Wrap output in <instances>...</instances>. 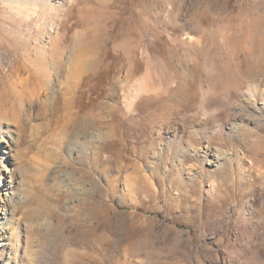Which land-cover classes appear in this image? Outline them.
<instances>
[{"label": "rangeland", "instance_id": "rangeland-1", "mask_svg": "<svg viewBox=\"0 0 264 264\" xmlns=\"http://www.w3.org/2000/svg\"><path fill=\"white\" fill-rule=\"evenodd\" d=\"M0 149L10 264H264V0H0Z\"/></svg>", "mask_w": 264, "mask_h": 264}, {"label": "bare ground", "instance_id": "bare-ground-1", "mask_svg": "<svg viewBox=\"0 0 264 264\" xmlns=\"http://www.w3.org/2000/svg\"><path fill=\"white\" fill-rule=\"evenodd\" d=\"M53 49H55V48L53 47ZM54 52L55 53H54L52 59L51 60L49 59L50 61H47L46 59H44L42 57H35L33 59L31 58V60L28 63V65H26L23 68L20 67V69H22L24 71H28L30 73H43L45 75H49V74L51 75V73H53L54 71L55 72L56 71L57 72H61V71L67 70L68 67L65 64H63V59L59 57L60 55L59 56L57 55V50H55ZM10 138H12V137L10 136ZM12 140H13V138H12ZM4 142H6V140ZM2 152H6V153H9L10 154V152H8L6 149H3ZM13 194H14V190H13V192H11V194H7V195H9V199L10 200H13L15 198L13 196ZM10 212H11V209L9 207L8 208L7 207H4V209L2 211H0V213H1L0 218L2 220H4V221H0V235H3L4 236V233L7 232L8 229H9V227L7 226L6 218H7V214H9ZM10 239H11L10 236L9 237H6L5 236L4 239H2V241L0 242V246H2V248L4 250L5 249L8 250V256H9V258L8 259L7 258L5 259V261H4L5 264H10L11 259H12V256H11L12 255L11 248H10V251H9V247L11 246V240Z\"/></svg>", "mask_w": 264, "mask_h": 264}]
</instances>
